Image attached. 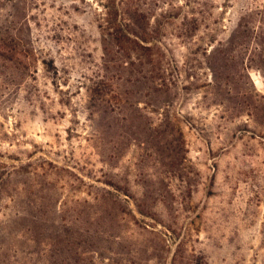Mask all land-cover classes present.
<instances>
[{
  "label": "rangeland",
  "instance_id": "1",
  "mask_svg": "<svg viewBox=\"0 0 264 264\" xmlns=\"http://www.w3.org/2000/svg\"><path fill=\"white\" fill-rule=\"evenodd\" d=\"M0 264H264V0H0Z\"/></svg>",
  "mask_w": 264,
  "mask_h": 264
}]
</instances>
